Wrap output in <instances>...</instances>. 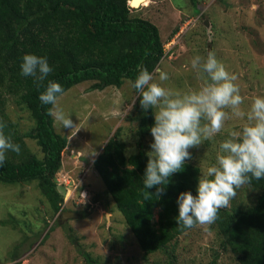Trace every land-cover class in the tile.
Instances as JSON below:
<instances>
[{
	"label": "trees",
	"instance_id": "obj_1",
	"mask_svg": "<svg viewBox=\"0 0 264 264\" xmlns=\"http://www.w3.org/2000/svg\"><path fill=\"white\" fill-rule=\"evenodd\" d=\"M128 1L0 0V120L7 125L5 135L20 145V153H7L5 164L0 166V185L34 184L46 199L45 213L51 219L67 211L64 194L57 189L56 175L62 167L68 139L55 131L47 112L51 105L38 99L44 88L38 89L32 77L21 75L22 57L29 53L45 57L53 69L47 79L59 83L63 93L85 82L91 83L92 90L119 89L125 80L135 79L141 66L155 74L154 70L167 59L164 45L178 33V25L170 29L164 43L156 25L141 13L145 4L130 8ZM189 1L193 5L197 2ZM200 17H196L198 21ZM188 20L185 16L179 25ZM9 102L27 113L32 124L28 131L21 133L19 124L9 118ZM127 122L134 124L136 153L126 157L127 145L119 140V126L91 167L102 181L113 209L121 214L135 239L143 261L153 258L155 263H161L163 257L165 264H176L175 240L193 229L176 225V200L183 191L196 194L201 175L196 163L200 162L202 151L187 161L182 172L170 177L159 198L145 200L142 180L152 142V111L142 110L136 98L122 119V127ZM27 141L34 142L39 154L30 150ZM83 190L78 195L83 196ZM238 190L241 194L248 191L254 198L243 203L236 192L237 200L235 196L229 207L220 210L219 219L212 224L219 248L213 252L210 264H217L223 254H229L235 264H264V180H253L250 186ZM147 191L155 193V188ZM104 199V208L113 214L109 199ZM10 218L0 223H10L16 230L17 221ZM43 223L47 225L46 220ZM21 233L26 240V233ZM81 254L85 264H100L89 253Z\"/></svg>",
	"mask_w": 264,
	"mask_h": 264
},
{
	"label": "rangeland",
	"instance_id": "obj_2",
	"mask_svg": "<svg viewBox=\"0 0 264 264\" xmlns=\"http://www.w3.org/2000/svg\"><path fill=\"white\" fill-rule=\"evenodd\" d=\"M196 1L193 5L189 0H150L152 5H144L141 9L142 15L159 29L164 43L170 29L178 25L179 30L182 18L202 15L196 24L188 25L184 33L177 36L172 52L160 63L158 69L169 77L163 86L178 91L197 87L200 82L191 70L190 60L195 55L206 57L208 51H214L226 70L236 76L235 83L244 98L242 108L247 110L252 97L264 95V0ZM202 18L209 22L207 26ZM127 81L119 89L107 87L103 90H92L91 83L85 82L60 96V106L70 114L75 126L61 128L53 122L55 131L68 139L62 153V167L56 175L57 189L64 194L65 209L77 217L59 215L51 219L45 213L48 212L46 199L34 184L0 185V222L10 217L17 221L16 230L10 223H0V264H85L81 252L89 253L100 264L166 263L163 257L161 263H155L153 258L143 261L135 239L121 214L113 209L102 181L91 167L119 126L122 128L119 140L127 145L126 157L137 151L134 124L127 122L122 127V119L131 111L129 107L136 99ZM6 113L19 124L21 133L32 125L27 113L11 102ZM242 124L237 118L229 119L214 140L190 149L192 157L202 151L200 162L196 163L201 173L214 161L218 142L226 138L227 130H238ZM27 145L33 153L39 154L34 142L27 141ZM72 155L87 158L88 165ZM73 187H77L76 193ZM82 187L87 189H81L85 192L83 196L78 195ZM236 192L243 203L254 198L248 191L241 194L237 189ZM104 196L109 199L113 214L104 208ZM235 198L237 200V196ZM43 220L47 221L46 226ZM22 231L26 233V240H23ZM218 248L219 241L212 225H197L175 240L176 264H210ZM217 264L235 263L229 254H223Z\"/></svg>",
	"mask_w": 264,
	"mask_h": 264
},
{
	"label": "clouds",
	"instance_id": "obj_3",
	"mask_svg": "<svg viewBox=\"0 0 264 264\" xmlns=\"http://www.w3.org/2000/svg\"><path fill=\"white\" fill-rule=\"evenodd\" d=\"M190 67L200 83L186 91L164 87L168 74L155 69L158 75L154 76L143 66L134 80L127 81L137 93L141 109H151L154 119L149 129L152 142L146 153L142 180L145 200L159 198L164 193L170 177L182 172L192 159L190 149L214 140L229 119L243 121L238 130L229 128L226 138L218 142L214 161L198 177L196 194L190 191L178 194L175 220L184 229L214 224L220 210L229 207L237 189L250 186L253 180H264V95L252 97L249 108H242L244 98L235 83L237 78L226 70L214 51H208L206 57L193 56ZM20 70L22 76L33 78L38 89L44 88L38 99L44 105H51L47 112L54 123L61 128L74 127L70 114L59 103L63 87L47 79L53 71L47 59L25 54ZM133 106L134 101L129 110ZM6 127L0 120V166L5 164L7 153H20V145L5 135ZM151 188H155V193L147 191Z\"/></svg>",
	"mask_w": 264,
	"mask_h": 264
},
{
	"label": "built area",
	"instance_id": "obj_4",
	"mask_svg": "<svg viewBox=\"0 0 264 264\" xmlns=\"http://www.w3.org/2000/svg\"><path fill=\"white\" fill-rule=\"evenodd\" d=\"M197 21H198V18H193V19H190V20L186 21V23H184V25L185 24L186 25L184 26V28L182 27V29L180 30V33H178L171 41H169L168 43H166L164 45V49L163 50H164V54L165 55H167L169 52H172L173 46L175 45V39L177 38V36H179L180 34L184 33V29L186 30L188 25H190L192 23L196 24ZM76 190H77V187H76V189L74 188V193H76Z\"/></svg>",
	"mask_w": 264,
	"mask_h": 264
},
{
	"label": "water",
	"instance_id": "obj_5",
	"mask_svg": "<svg viewBox=\"0 0 264 264\" xmlns=\"http://www.w3.org/2000/svg\"><path fill=\"white\" fill-rule=\"evenodd\" d=\"M134 1H135V0H130V1L128 2V5H129L130 8H135V7L132 6ZM137 7H139V5H138ZM204 24L207 26V25L209 24V22H208V21H204ZM72 156H73V157H76V155H72ZM76 159H77L78 161L84 163L85 165H88V163H89V161L87 160V158L82 157V156H77ZM61 215H62V217L66 216V215H70V216H73V217H75V218L77 217L76 214H74V213H72V212H63Z\"/></svg>",
	"mask_w": 264,
	"mask_h": 264
},
{
	"label": "bare ground",
	"instance_id": "obj_6",
	"mask_svg": "<svg viewBox=\"0 0 264 264\" xmlns=\"http://www.w3.org/2000/svg\"><path fill=\"white\" fill-rule=\"evenodd\" d=\"M144 2H145V0H135V1L133 2V5H132V6H133V7H136V6H138V5H139V6H140V5H144ZM149 3H150V2H148L147 5H149ZM147 5H146V6H147Z\"/></svg>",
	"mask_w": 264,
	"mask_h": 264
},
{
	"label": "crops",
	"instance_id": "obj_7",
	"mask_svg": "<svg viewBox=\"0 0 264 264\" xmlns=\"http://www.w3.org/2000/svg\"><path fill=\"white\" fill-rule=\"evenodd\" d=\"M150 0H145L144 4L147 5L146 3H148Z\"/></svg>",
	"mask_w": 264,
	"mask_h": 264
}]
</instances>
